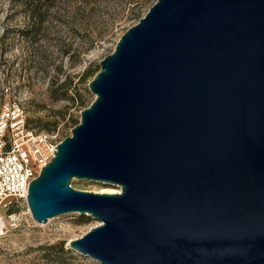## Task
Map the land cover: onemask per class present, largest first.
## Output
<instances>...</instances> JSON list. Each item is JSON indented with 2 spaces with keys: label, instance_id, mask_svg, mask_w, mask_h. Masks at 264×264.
<instances>
[{
  "label": "water",
  "instance_id": "obj_1",
  "mask_svg": "<svg viewBox=\"0 0 264 264\" xmlns=\"http://www.w3.org/2000/svg\"><path fill=\"white\" fill-rule=\"evenodd\" d=\"M100 67L32 218L98 221L67 247L101 264H264V0H158Z\"/></svg>",
  "mask_w": 264,
  "mask_h": 264
},
{
  "label": "rangeland",
  "instance_id": "obj_2",
  "mask_svg": "<svg viewBox=\"0 0 264 264\" xmlns=\"http://www.w3.org/2000/svg\"><path fill=\"white\" fill-rule=\"evenodd\" d=\"M158 0H65L44 9L47 16L39 37L28 42L22 31L32 22L13 0H0V111L6 100L20 102L30 128L50 132L64 140L72 135L81 113L96 99L89 89L94 77L82 82L87 72H97L111 55L121 37L146 16ZM71 80L85 99L86 107L67 100H54L51 85ZM82 82V83H81ZM6 89L8 90L6 92ZM73 89L69 95L74 97ZM43 122V123H42ZM48 132V131H46ZM73 188L101 193L119 191L115 186L74 179ZM0 233V264H48L47 248L55 246L63 264H101L89 256L69 249L67 243L86 235L99 225L92 217L65 214L37 223L25 202L16 204L3 217ZM59 257V256H58Z\"/></svg>",
  "mask_w": 264,
  "mask_h": 264
},
{
  "label": "built area",
  "instance_id": "obj_3",
  "mask_svg": "<svg viewBox=\"0 0 264 264\" xmlns=\"http://www.w3.org/2000/svg\"><path fill=\"white\" fill-rule=\"evenodd\" d=\"M62 141L53 132L32 130L20 102L9 99L3 103L0 111V217L16 204H27L31 182L56 157Z\"/></svg>",
  "mask_w": 264,
  "mask_h": 264
},
{
  "label": "trees",
  "instance_id": "obj_4",
  "mask_svg": "<svg viewBox=\"0 0 264 264\" xmlns=\"http://www.w3.org/2000/svg\"><path fill=\"white\" fill-rule=\"evenodd\" d=\"M65 0H13L15 5L21 6L23 9V13L25 14L26 18L29 19L30 22H32L30 28L23 30L22 37L26 39L28 42L35 41L41 32L43 31V23L45 21V18L47 16V12L43 11L45 8L49 9L53 6L54 2H60ZM100 69L97 72H87L83 78L82 82L90 77H94ZM81 82V83H82ZM74 83L67 79L63 83L58 84L57 82H53L51 85V96L54 100H67L71 101L72 103H78L80 107L85 108L86 102L82 94L79 92V89L76 88V86H73ZM76 91V94L74 97L69 95V92L71 90ZM43 123V122H42ZM29 124V121H28ZM79 124V122H75L74 126L76 127ZM30 126V124H29ZM43 130L50 132V129L47 127H42ZM56 247L53 246L51 248H47V252L44 255V259L48 264H63L62 258L60 255L66 253L65 244L60 245L59 253L52 254L51 252ZM59 256V257H58Z\"/></svg>",
  "mask_w": 264,
  "mask_h": 264
},
{
  "label": "bare ground",
  "instance_id": "obj_5",
  "mask_svg": "<svg viewBox=\"0 0 264 264\" xmlns=\"http://www.w3.org/2000/svg\"><path fill=\"white\" fill-rule=\"evenodd\" d=\"M120 191H112V190H103L101 193H119ZM0 224H1V231L0 233H3L2 227H3V221L0 218Z\"/></svg>",
  "mask_w": 264,
  "mask_h": 264
}]
</instances>
